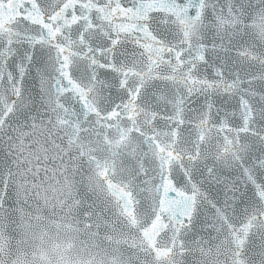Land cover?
I'll use <instances>...</instances> for the list:
<instances>
[{
    "label": "snow or ice",
    "instance_id": "snow-or-ice-1",
    "mask_svg": "<svg viewBox=\"0 0 264 264\" xmlns=\"http://www.w3.org/2000/svg\"><path fill=\"white\" fill-rule=\"evenodd\" d=\"M0 264H264V0H0Z\"/></svg>",
    "mask_w": 264,
    "mask_h": 264
}]
</instances>
